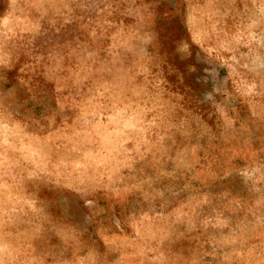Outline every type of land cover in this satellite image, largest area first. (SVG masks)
I'll list each match as a JSON object with an SVG mask.
<instances>
[{"label":"rangeland","instance_id":"rangeland-1","mask_svg":"<svg viewBox=\"0 0 264 264\" xmlns=\"http://www.w3.org/2000/svg\"><path fill=\"white\" fill-rule=\"evenodd\" d=\"M0 264H264V0H0Z\"/></svg>","mask_w":264,"mask_h":264}]
</instances>
